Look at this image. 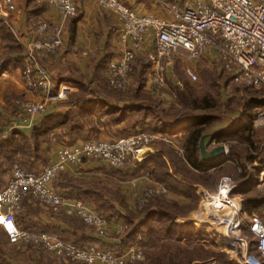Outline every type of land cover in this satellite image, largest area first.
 <instances>
[{"label":"built area","instance_id":"1","mask_svg":"<svg viewBox=\"0 0 264 264\" xmlns=\"http://www.w3.org/2000/svg\"><path fill=\"white\" fill-rule=\"evenodd\" d=\"M42 1L56 6L65 17L78 15L75 0ZM94 1L113 12L121 23L123 51L119 59L108 66L107 78L111 87L118 90L128 87L132 63L149 37L153 39V49L147 56L152 69L153 89L165 85L166 60L181 56L196 59L212 50H215L213 67L220 73L229 74L238 85L258 89L264 87V0H192V4L185 7L160 0L172 17L170 20L138 15L121 0ZM11 2L5 0L9 11L15 8ZM32 26L36 39L29 42L23 52L22 77L27 87L50 95L51 74L42 64L41 56L49 57L62 51L63 28L44 20H38ZM3 65L4 60L0 58V71ZM186 75L193 82L199 80L194 68H187ZM66 95L65 90L58 91V96ZM18 105L21 115L19 123L13 125L16 129L30 127L34 117L44 110L46 99L19 101ZM258 116L264 124V108ZM8 133L3 132L0 138ZM162 137L159 133L140 129L127 136L63 145L56 160L38 172L24 171L16 165L7 187L0 191V225L10 242H43L58 256L82 264H127L143 259L145 254L139 246L119 251L98 245H78L54 232L35 233L20 227L17 215L23 208L25 197L31 195L53 212L65 209L92 226L100 236L106 235V218L87 201L65 197L54 186V180L70 165H76L83 159L101 160L114 168L125 169L136 163L137 154L140 155L137 149L147 147ZM261 179L264 181V168ZM238 186L232 175H223L214 193L201 190V210L191 220L202 231L216 235L215 243L222 251L232 254L239 264H264V218L252 214L249 221L245 220L241 203L236 197ZM168 192L161 184L153 185L140 201L144 204L150 197ZM138 239H142L141 234Z\"/></svg>","mask_w":264,"mask_h":264},{"label":"crops","instance_id":"2","mask_svg":"<svg viewBox=\"0 0 264 264\" xmlns=\"http://www.w3.org/2000/svg\"><path fill=\"white\" fill-rule=\"evenodd\" d=\"M13 1L16 8L15 10L9 11L7 10L5 0H0V54H6L11 57V60L7 61L6 65L0 72V135L5 131L11 133V131L17 130L16 128H13V125L18 124L20 121L21 112L18 102L21 100L42 101L46 99L44 110L34 117L32 125H30V127L19 128L26 134L30 133L32 127L39 122L45 114L66 111H72L74 113L77 112V105L74 101H70V97L78 92H87L90 94V91H92L93 88L104 87L107 83L105 81L103 83L100 79V75H102V73L107 75L109 64L117 61L123 51V43L120 39L121 23L113 12L101 7L94 0H75L79 9L78 15L75 17H65L56 6L50 5L46 1ZM121 1L133 9L138 15H153L168 20L172 19L170 13L164 9L160 0ZM165 1L177 3L180 7L192 4V0ZM38 20H44L52 25H58L63 28L64 49H62V53L53 60H46L43 62V65L46 66L51 73L52 89L50 95H45L42 92L34 91L33 89L27 87L22 77L23 52L28 43H31L36 39V34L35 31H33L32 25ZM5 24L9 26L12 33L7 30V27L4 26ZM72 30L75 31V37L73 40L71 39ZM152 49L153 39L149 37L146 45L139 51L136 60L132 63L130 72V74L132 73L130 76L131 87L128 91H132L131 89L134 88L133 90L135 92L140 90L142 92V90L145 89L150 90L151 94L154 95L159 93L158 91L151 89L152 87L150 83V66L147 56L149 51ZM214 56L215 50H212L210 53H205L203 58L206 62L211 63ZM143 66H146V69L143 68ZM141 78L143 81H141ZM62 89L67 93L64 97L58 96V91ZM125 103L128 102H119L120 105H124ZM138 103H141V101H138ZM257 110L258 109L255 110L256 115L253 119V134L258 136L256 137L255 143L257 148L255 150L250 149L253 155H257L254 156L253 159H248V157L242 156L241 161L232 157L234 159L233 161L239 167V164L243 163L246 164L247 167L259 165L264 168V124L259 118V112ZM137 113L138 112L134 113V116H138L135 115ZM239 117L240 112L238 114H234V117H232L230 121L229 117H221L222 120L218 125H216L215 131L232 127L239 120ZM150 119L151 118L147 117L143 124L138 123L133 129V127H130V117H128V119L122 121L121 123L114 124L113 126H107L106 128L101 127L98 134L100 136H111L113 138L121 137L124 133H126V131L133 132L138 131L140 128H146L150 125V123L147 124ZM158 123L159 126H157L158 129L155 130V132L163 133L160 132L163 124V119L161 117L158 118ZM150 127L151 126H149V130ZM57 132L61 135L60 140L53 139L51 145L50 141L43 143L42 145L43 149L49 148L50 145V149L48 150L52 152L51 162L56 160L57 153L63 144L74 145L81 143V141L71 143L69 136L64 134L62 129H58ZM181 132L182 133L179 134L175 132H165L163 134L173 140L176 138L184 139L187 131L181 130ZM207 139H210L209 134L206 137V140ZM212 143V146L207 144V147L213 148L220 145L215 141ZM226 147L227 152L224 156L231 157L229 146L227 145ZM158 151V144L141 147L137 149V153H140V155L136 153V162L142 161L147 156L158 153ZM49 163L50 160L45 165ZM147 170L148 169L143 167L140 168L137 163L131 165L125 170H118L105 161L83 159L82 162L76 165H70L64 172L69 173L76 178L87 180L90 189L89 193H91V195H101L100 199L91 197L86 200L93 209L99 212L100 207L106 205V209L108 207V209H118L120 214L125 215V210L127 209L134 212L136 211L137 195H139L145 187L152 184L149 179L140 177L141 175H145ZM226 174L233 175L232 171ZM133 180H135V184H132ZM238 183L240 184V182ZM53 184L55 185V181ZM257 186L264 191V181L261 179V174ZM55 187L60 190L61 193L63 192L60 186L55 185ZM202 187L203 186L201 185H196L198 195ZM115 190H118L122 193V195H124L122 200L124 201L125 207L120 206L121 204L118 201L116 202L111 200L109 195H112V192H115ZM236 193V197L241 203L243 216L246 221H249L252 214H259L264 218V207L260 208L259 212L248 214L244 209L242 194L239 192ZM199 196L201 200V195ZM170 198V200L176 202L177 204L179 203L180 205L187 204L189 201L186 197L176 193H171ZM65 214L69 215L64 209H62L59 213H53L46 207L36 204L35 201L31 202L30 198H27L23 202L22 216L20 218L19 215L17 221L19 226L24 229L30 230V228H34L39 231H59L68 241L72 239H93L92 243L105 248L121 249L126 247L127 244L125 243L127 242L114 237V234H117L116 231H123L125 227L126 222L122 218L114 216L112 213L109 217L105 216L108 220V235L100 237L86 225H84V230L82 228L71 226L64 221L63 215ZM23 216H26L25 221L27 220V217H29L30 225H28V227L24 226L22 219ZM190 216L191 214L183 215L182 217H176L175 219L178 222L191 221L194 216H191L192 218ZM139 221V219L136 220V222ZM192 224L198 231L208 234V237L211 238L210 240L213 239V234L202 231L193 221ZM79 226L82 225L79 224ZM245 231L248 232L247 229ZM0 232L5 236L6 244L10 246L14 245L9 241L6 231L1 225ZM123 242L125 243L123 244ZM207 243L209 244L210 242L207 240ZM211 244L214 245V243ZM6 259L9 263L14 261L12 258L7 257ZM36 263L37 262L35 261L33 264ZM215 263L216 262L214 260L193 262V264ZM232 263L239 264L236 261Z\"/></svg>","mask_w":264,"mask_h":264},{"label":"trees","instance_id":"3","mask_svg":"<svg viewBox=\"0 0 264 264\" xmlns=\"http://www.w3.org/2000/svg\"><path fill=\"white\" fill-rule=\"evenodd\" d=\"M4 26L7 27V30H9L10 33H12L8 25L5 24ZM74 37L75 31L72 30L71 39L73 40ZM0 56L5 57L4 65L2 66L3 69L7 61L11 60V57L6 54H0ZM143 68L146 69V66H143ZM141 81H143L142 78ZM111 92L115 93L114 96ZM190 93V90L189 94L183 91L180 96L184 100V98L190 96ZM125 96L126 95L121 92V90L116 92L112 89L103 90L102 88H93L92 91H90V94L87 92H78L70 98V101H74L77 105V112L66 111L45 114L40 121L32 127L29 134H26L21 129H17L11 131L7 137L0 138V191L7 187L13 175V168L16 165L24 171L36 172L46 166L45 164L50 160L48 154L49 148L43 149L42 145L43 143L51 141L52 137H55L56 140H60L61 135L57 132L58 129H62L64 134L69 136L70 142L74 143L76 142L75 140L77 137L84 139L87 135L97 136L99 135L100 128L105 127L104 125L110 127L114 124L121 123L128 119V117L134 116V113L136 112L141 113V115H139L141 116V120H146L149 107H142L139 105L140 103L134 100L130 101V97ZM211 101L212 99H199V97L193 95L190 100V108H195L196 110L203 105L204 110L212 111L214 105ZM119 102L128 103L120 105ZM184 103L185 101H182V104ZM262 106H264V99H245V101L241 103L239 120L232 127L217 130L209 134L210 141L208 144L213 141H217L219 144L226 142L229 143L231 157L224 156L218 162H206L203 160L199 146L200 139L202 135L206 133V128L218 120L213 115L194 113L193 115L183 117L180 121H178V119L166 121L161 117L163 119V124L160 132L178 133L180 130L187 131L183 141V156L178 155L173 149L162 144V153L151 154L142 161H137L136 163L140 168L143 167L148 169L153 178L167 186L170 191L182 195L189 200L184 206L186 209L185 213H188L192 207L194 205L196 206L200 201V196L196 191V185H201L214 191L217 189L222 175L231 171L235 179L240 182L236 192L241 193L243 196L245 211L248 214L259 212L260 208L264 207V191L257 186L263 166L252 165L251 167H247L246 164L242 163L239 164V167L233 161L234 159L232 157L239 161L238 154L240 153H237L236 146L234 145L237 141L245 148V152L248 154V159H253L254 156H256L250 151V149L255 150L257 148L255 143L256 137L258 136L253 134V119L255 117L254 111ZM86 115L90 116L93 121L91 128L86 126L84 121L86 119H82L86 117ZM138 121L130 125L135 127L136 124L140 123ZM129 122H131V120ZM86 128H88L87 131ZM129 133V131H126L124 135ZM55 185L60 186L65 195L63 192L62 194L65 197L72 199L86 201L91 197L100 199L101 196L91 195V193H89L90 189L87 180L76 178L66 172H62L56 178ZM27 198H30L31 202L34 201L31 195L25 197V199ZM172 203L167 200L166 197H159L138 212L127 209V213L122 215L117 209H113V212L111 213L114 216L122 218L127 224V227L122 231V234H114V237L122 239L125 242L128 240L135 242L139 234H150L153 231L154 226H157V229L160 230L158 232L164 233L166 237L168 236V240L171 242L186 245V243L183 242L189 241V243H187L189 246H181L178 247V249H190L192 243H196L199 240H207L208 234L195 229L191 222H178L175 219L176 213L173 210V206L170 205ZM123 207H125L124 204ZM63 219L71 226L82 228L84 230L85 224L79 216L65 214L63 215ZM135 219H139L140 221L136 222ZM79 224L82 226H79ZM248 234L250 235V233ZM73 241L82 244L93 242V239H74ZM125 242H123V244ZM125 244L128 245L129 242ZM197 246L198 247L195 248L192 246L194 251H199L201 249L200 246L204 245L198 244ZM170 255V260L164 263L184 264L173 254ZM47 259L48 258H44L41 264H47L48 262V264H52L51 259ZM158 260V258L155 259L154 262L156 263L154 264H161ZM192 260L195 259L189 257V259H187V264H190ZM140 262V260H134L130 264H144Z\"/></svg>","mask_w":264,"mask_h":264},{"label":"rangeland","instance_id":"4","mask_svg":"<svg viewBox=\"0 0 264 264\" xmlns=\"http://www.w3.org/2000/svg\"><path fill=\"white\" fill-rule=\"evenodd\" d=\"M6 3L8 4V2H6ZM11 3L16 8L13 0ZM15 8L13 10H15ZM63 46H64V44H63ZM63 49H64V47H63ZM61 53L62 52L60 51L57 54L50 55L49 57L41 56L42 57L41 58L42 64L46 60H48V61L53 60L55 57L59 56ZM85 54H87V53H85ZM203 56L204 55H202L196 59H192V58H189L187 56H181V57H172L171 59L166 60V62L168 63L167 69L165 70L166 71V82H165L164 87H162V88L158 89V88L154 87V90L159 92L156 95L151 94L150 90H145V89H143L142 92H140V91L135 92L133 90L134 88L131 89L132 91H128V89L131 87V81H130V77H129L128 87L124 90H121V92H123L127 97H130V99H131L130 101H133V100L136 102L141 101V103L139 105H141L142 107H149L148 117L151 118V120L153 119L152 120L153 123L150 120L151 122L147 123V124L150 123V125H148L146 128H140L141 130H146V131H152L153 130L152 132L157 133V132H155V130H157V128H158L157 126H159V123L157 121V119L159 117H162L165 120L178 119V121H180L183 117H186L188 115H193L195 113V114H203V115H205V114L206 115H213L215 118H217L218 121L213 122L212 125H210L206 128L205 134H211L212 132H214L216 130V125H218L220 123V121L222 120L221 117H224V116H225V118L229 117V121H230L231 118L234 117V114H238L239 112H241V110H240L241 109V103H243V101H245V99H247V98L264 99V87L258 89V88L245 87L242 85H238L237 83H235L233 81L232 77L229 74L220 73L217 69H215L213 67V63H212L213 60L211 63H208L204 60ZM0 58L5 60V57L0 56ZM149 66H150L149 67L150 77L152 79V69H151L150 64H149ZM189 67L194 68L196 73L199 75V80L197 82H193L187 77L186 69ZM48 71H49V69H48ZM131 74H130V76H131ZM100 79L103 81V83H104V81L107 83V84H105L106 87L105 86L101 87L103 90L112 89L116 92L119 91L118 89L115 90V88H113L109 85L108 78H107V75H105V73L104 74L102 73V75H100ZM150 83H153V82H150ZM151 89H153V87ZM189 90L191 92L190 96H187V98H184V100H183L180 95L183 93V91L187 92L189 94ZM192 92H193V94H192ZM111 94L114 96L115 93L111 92ZM193 95L199 97V99L200 98L209 99V100L212 99L211 103H213V105H214L213 110L212 111L204 110L203 105L200 106L199 109H196V110H195V108L191 109L190 108V100L193 97ZM21 101H23V100H21ZM182 101H185V103H184L185 105L182 104ZM263 108H264V106L259 107V108H257L258 109L257 111L261 114V110ZM254 113H255V111H254ZM135 115H138V116L130 117V120H131L130 124L131 125L133 123L137 122L141 118V116H139V115H141V113H137ZM156 116H158V117H156ZM82 119H86V120H84L86 126L88 128H91V125H93L92 124L93 121L91 120V117L86 115V117H84ZM138 122H140L139 124H143L145 122V120L140 119ZM131 125H130V127H133ZM104 126L106 127L107 125H104ZM149 126H151L150 130H149ZM88 128H86V131L88 130ZM134 128L135 127H133V129ZM133 132H136V131H133ZM133 132H130L127 135H130ZM179 133H182L181 130L177 134H179ZM159 134L163 135L162 139H157V140L153 141L151 144V146L158 144V149H159L158 153H162L161 145L165 144L166 146L173 149L178 155H180V154L182 156L184 155L183 154L184 153L183 152L184 151V149H183L184 139L183 138H176L175 140H173L163 133H159ZM127 135H123V136H127ZM111 138H113V137H111V136H100V135H97V136L87 135L86 138H84V139L77 137V139L75 141L76 142L77 141L82 142V141L90 140V139L107 140V139H111ZM53 139L56 140L55 137H52V139L50 141V145H51V142ZM209 141H210L209 139L206 140L207 144ZM215 142H217V141H215ZM224 144L226 146L227 145L229 146V143H227V142ZM50 145H49V149H50ZM208 145L212 146L213 143L211 142ZM234 145L236 146L237 153H240V154H238L239 155L238 158L240 161L242 160L241 159L242 156L247 157L248 154L245 152V148L242 146L241 143H239L237 141L236 143H234ZM48 154L51 158L52 152L50 150L48 151ZM254 155H257V154H254ZM51 160H52V158L50 159V162H51ZM92 160H96V159H92ZM12 173H13V171H12ZM225 175H229V174L225 173ZM140 177H144V178L149 179L152 184L145 187L143 189V191L140 192L139 195H137L136 212L143 210L152 201L157 200L159 197H166L167 200L171 201V203L173 202L170 205L173 206V210L176 213L175 218L176 217H182L183 215H190V214H191V216H194V214H196V212L201 210L200 209L201 200H200L198 202V204L196 206L194 205L188 213L187 212L185 213V210H186L184 207L185 204L184 205H180L179 203L175 204L176 202L174 203V201L170 200L171 199L170 194L173 192L170 191L169 188L167 186H165L164 184H162L161 182L156 181L153 178L152 174L148 170L146 171L145 175H141ZM234 179H235V177H234ZM132 184H135V180L132 181ZM159 184L163 185L164 187H166V189H168V191H169L168 194H160V195L152 196L148 199V201L146 203L143 204L140 201L142 195H145L146 190L148 188L153 187V185H159ZM203 189H206L210 193H214L217 190L216 189V190L212 191L206 187H202L201 190H203ZM109 196L111 197V200H114L116 202L118 201L121 204L120 206L123 207L124 201L122 200V198L124 197V195H122L121 192H119L118 190H115V192H112V195H109ZM32 197H33V200L35 201L36 204H40V205L44 206L43 204H41L39 202V199L37 197H34V196H32ZM103 206L100 207V209H99L100 211L99 212L97 211V212L99 214H101V212H102L101 215H104V217L105 216L109 217L111 212H113V209H108L109 207L106 209V205H103ZM44 207H46V206H44ZM46 208L49 209L48 207H46ZM49 210H51V209H49ZM125 212L127 213L126 210H125ZM53 213H55V212H53ZM19 215L21 218L22 210L17 215V218ZM73 215H75V214H73ZM25 217L26 216L22 217L23 222H24V226L28 227V225H30L29 217H27L26 221H25ZM135 221H136V219H135ZM107 222H108V220H107ZM186 222L192 223V220L186 221ZM84 224L86 226H88L89 228H91L92 231L96 235H99L97 233V231L92 226H90L86 223H84ZM106 227H108V226H106ZM126 227H127V224H125L124 229H126ZM32 229H30V230L35 232V233H38V232L58 233L59 236H61L64 240H66L63 237L62 233H60L59 231H56V230L39 231L38 229H34V228H32ZM158 231H160V230L157 229V226H154V229L150 234H142V239H138V237H137V240H135V242H131L130 240L127 241V242H129V244L126 245V247L139 246L143 250L145 255H144L143 259H139L141 261L140 263L154 264V263H156V262H154V260L158 258L159 263L162 264V263L168 262L170 260V256H171L170 254H173L174 256H176V258L179 259L184 264H187V259H189V257H192L193 259H195V260H192V262L190 264H193V262H195V261L204 262V261H210V260H214L216 262L215 264H233L232 262H235V260L232 258V254L227 253L226 251H222V249L218 246V244L215 243L216 239H217L216 235L212 236L213 241L210 240L211 239L210 237H207V240L210 242L209 244L207 243V240H199L196 243H192V246L194 248L198 247L197 246L198 244L204 245V246H200L201 249L199 251H194V248H192V246H190V249H188V248L178 249V247H181V246H189V244H187V243H189V241L183 242V243H186V245L177 244V243H174V242H171L170 240H168V236L166 237L164 235V233L158 232ZM116 232H117V234H122V230L116 231ZM204 232H206V231H204ZM107 235H108V228H107L106 235H103V236L99 235V236L104 237ZM73 240L74 239L70 240V242L76 243L78 245L97 246V244L92 243V242H86V243L80 244V243H77ZM66 241H68V240H66ZM203 241H205V242H203ZM42 243L43 242H30V243L21 242L19 244L12 243L14 245L10 246V245L6 244L5 236L2 235L0 232V264H8L9 262L6 259L7 257L12 258L14 260L12 263L10 262V264H33L35 261L37 262L36 264H41L43 262L44 258L51 259L52 264H82L80 262H72L70 260L67 261L63 257L58 256L57 253L53 252L48 247L44 246L43 245L44 243L43 244ZM211 243H214V245ZM178 245H180V246H178ZM126 247H124V248H126ZM124 248L115 249V250L121 251V250H124ZM229 261H231V262H229ZM132 262H129L127 264H130ZM164 264H166V263H164Z\"/></svg>","mask_w":264,"mask_h":264},{"label":"water","instance_id":"5","mask_svg":"<svg viewBox=\"0 0 264 264\" xmlns=\"http://www.w3.org/2000/svg\"><path fill=\"white\" fill-rule=\"evenodd\" d=\"M208 134H203L200 139V152L201 156L204 161L206 162H217L221 160V158L226 155L227 147L225 144H220L218 146H215L213 148H208L206 144V137Z\"/></svg>","mask_w":264,"mask_h":264}]
</instances>
